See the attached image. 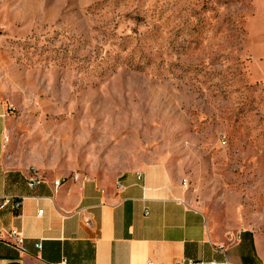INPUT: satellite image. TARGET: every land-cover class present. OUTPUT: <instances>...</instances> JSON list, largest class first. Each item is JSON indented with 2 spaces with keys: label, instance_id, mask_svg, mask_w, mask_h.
<instances>
[{
  "label": "rangeland",
  "instance_id": "rangeland-1",
  "mask_svg": "<svg viewBox=\"0 0 264 264\" xmlns=\"http://www.w3.org/2000/svg\"><path fill=\"white\" fill-rule=\"evenodd\" d=\"M253 15V0H0L10 155L105 184L161 162L210 225L264 238Z\"/></svg>",
  "mask_w": 264,
  "mask_h": 264
},
{
  "label": "crops",
  "instance_id": "crops-1",
  "mask_svg": "<svg viewBox=\"0 0 264 264\" xmlns=\"http://www.w3.org/2000/svg\"><path fill=\"white\" fill-rule=\"evenodd\" d=\"M253 5L250 38L264 32V0ZM12 124L0 82V205L4 196L23 198L20 217L0 208V264H183L224 256L234 264H264L261 234L210 225L186 202L181 177L166 164L144 163L108 184L79 173L74 179L51 161L14 160ZM30 170L45 180L33 190L26 186ZM13 230L21 243L9 236Z\"/></svg>",
  "mask_w": 264,
  "mask_h": 264
},
{
  "label": "built area",
  "instance_id": "built-area-1",
  "mask_svg": "<svg viewBox=\"0 0 264 264\" xmlns=\"http://www.w3.org/2000/svg\"><path fill=\"white\" fill-rule=\"evenodd\" d=\"M77 174L74 173L73 174V178L76 179L77 178ZM45 180L43 178V176L35 171V170H30L28 173V178H27V182H26V186L28 189L33 190L35 189L38 185L44 183ZM57 181H53L52 182V186L53 189H55V184ZM22 197L19 198H14L12 196H4L2 198V202L0 205V208H4L7 207L9 208V210L11 212H13L17 217H20V207L22 204ZM40 213V211L38 212ZM10 237L14 238L17 243H21L22 238L20 236V233L17 231H12L9 234ZM36 247H39L38 245H36ZM183 264H234L229 262L226 257L224 256L223 259L216 261V260H209V261H192V260H186Z\"/></svg>",
  "mask_w": 264,
  "mask_h": 264
},
{
  "label": "bare ground",
  "instance_id": "bare-ground-1",
  "mask_svg": "<svg viewBox=\"0 0 264 264\" xmlns=\"http://www.w3.org/2000/svg\"><path fill=\"white\" fill-rule=\"evenodd\" d=\"M59 186V182L57 181L55 184V189Z\"/></svg>",
  "mask_w": 264,
  "mask_h": 264
}]
</instances>
